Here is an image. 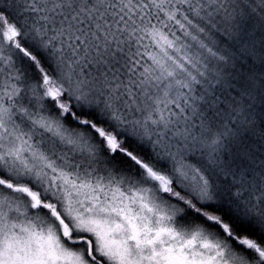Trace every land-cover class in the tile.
<instances>
[{
    "label": "snow or ice",
    "instance_id": "obj_1",
    "mask_svg": "<svg viewBox=\"0 0 264 264\" xmlns=\"http://www.w3.org/2000/svg\"><path fill=\"white\" fill-rule=\"evenodd\" d=\"M0 264H264V0H0Z\"/></svg>",
    "mask_w": 264,
    "mask_h": 264
}]
</instances>
